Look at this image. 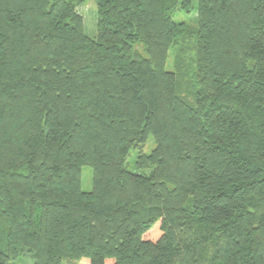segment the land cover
<instances>
[{
    "label": "trees",
    "instance_id": "trees-1",
    "mask_svg": "<svg viewBox=\"0 0 264 264\" xmlns=\"http://www.w3.org/2000/svg\"><path fill=\"white\" fill-rule=\"evenodd\" d=\"M86 1L0 0V264H264V0Z\"/></svg>",
    "mask_w": 264,
    "mask_h": 264
},
{
    "label": "rangeland",
    "instance_id": "rangeland-1",
    "mask_svg": "<svg viewBox=\"0 0 264 264\" xmlns=\"http://www.w3.org/2000/svg\"><path fill=\"white\" fill-rule=\"evenodd\" d=\"M183 1V0H181ZM190 4L187 9L179 8L175 13V20L177 22H185L187 25L192 27L198 26V5L199 0H189ZM98 2L97 0H87L82 6L79 7L80 13L84 17L85 26L87 32L91 36H95L97 33V11ZM172 53L168 59L167 68L170 70L173 69L172 67ZM155 141L153 137H151L147 145L144 147V151L146 153H150L155 146ZM136 150H132L128 156L127 164L129 165L130 169H134V162L136 159ZM82 190L83 191H91L93 189V170L91 166H83L82 168ZM34 259L29 254H23L19 256L17 259L13 260L10 264H33Z\"/></svg>",
    "mask_w": 264,
    "mask_h": 264
}]
</instances>
